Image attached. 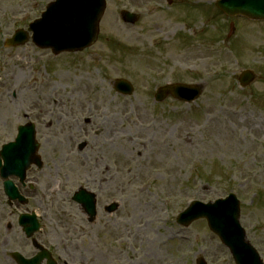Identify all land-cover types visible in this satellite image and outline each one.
Returning <instances> with one entry per match:
<instances>
[{
  "label": "rangeland",
  "instance_id": "1",
  "mask_svg": "<svg viewBox=\"0 0 264 264\" xmlns=\"http://www.w3.org/2000/svg\"><path fill=\"white\" fill-rule=\"evenodd\" d=\"M52 1L0 0V147L14 127H36L43 167L27 179L44 197L41 233L64 240L59 264H233L204 220L175 221L191 201L229 193L264 263V22L227 19L213 0H104L98 39L81 53L4 45ZM122 10L138 22L123 24ZM247 69L257 79L241 89ZM117 79L132 95L113 90ZM174 83L203 91L190 104L156 103V89ZM79 188L97 197L93 224L71 201Z\"/></svg>",
  "mask_w": 264,
  "mask_h": 264
},
{
  "label": "water",
  "instance_id": "2",
  "mask_svg": "<svg viewBox=\"0 0 264 264\" xmlns=\"http://www.w3.org/2000/svg\"><path fill=\"white\" fill-rule=\"evenodd\" d=\"M216 4L218 9L228 17L242 16L253 21H264V0H223ZM105 4L103 0H55L48 5L41 19L29 25L32 32V42L42 49L50 48L53 54L61 52H78L91 46L97 36L98 23L103 14ZM121 18L125 23L134 24L136 16L122 12ZM27 34L18 31L6 41L7 46L23 45L27 41ZM251 71H244L238 77V83L245 87L255 80ZM114 89L124 95L132 93L131 87L124 81H117ZM202 91L201 86L170 85L158 90L155 100L162 101L167 95L174 99L191 103L197 99ZM32 127L20 131L13 144L3 147L0 152L3 165L0 164V177L6 179L10 175H17L22 182L24 172L29 164H38L35 157L37 149L31 134ZM4 189H15L10 182L4 183ZM80 204L92 222L95 217V197L80 191L72 198ZM116 205L108 207L111 213ZM238 203L232 195L214 204L202 205L193 203L182 213L177 223L187 227L198 219H205L209 230L214 233L222 245L226 247L234 264H262L255 250L245 241V235L238 223ZM195 264H205L198 258Z\"/></svg>",
  "mask_w": 264,
  "mask_h": 264
},
{
  "label": "flooded vegetation",
  "instance_id": "3",
  "mask_svg": "<svg viewBox=\"0 0 264 264\" xmlns=\"http://www.w3.org/2000/svg\"><path fill=\"white\" fill-rule=\"evenodd\" d=\"M7 133L10 134L9 131ZM33 169L37 171L41 170V168L32 167L29 172H33ZM31 180L37 181V178L34 176L30 177L27 179L28 184L26 187L17 189L18 193L21 197H23L25 202L21 203L16 201L9 204L8 201H5L4 199V205L8 210V215H15V224L20 236L17 238L14 237L13 225H11L9 221H7V223L4 222L5 214L3 211V215L0 216V264H17L11 256L13 253L19 254L24 260L33 262V259H35L36 255L40 252V249H47L50 252L53 260L58 264L59 258L57 259V257L53 255V252L59 253L62 250L64 246V240L56 241L52 238L47 239L46 234L41 233L43 224L40 223L38 216L44 211V197L39 192L41 189L29 188L28 185L33 184ZM22 209L23 211L20 212ZM24 213H34L38 219L39 231L30 237H26L17 225L18 217ZM9 232L12 233V236L8 235ZM65 244L68 246L66 240ZM36 261L37 264H46L45 259H38Z\"/></svg>",
  "mask_w": 264,
  "mask_h": 264
}]
</instances>
